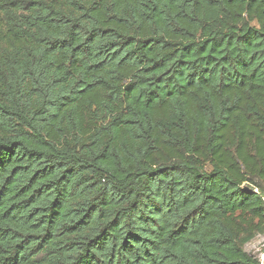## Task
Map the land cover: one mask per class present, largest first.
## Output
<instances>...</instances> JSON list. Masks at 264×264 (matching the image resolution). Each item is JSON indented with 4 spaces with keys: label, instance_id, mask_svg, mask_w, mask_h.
I'll use <instances>...</instances> for the list:
<instances>
[{
    "label": "trees",
    "instance_id": "obj_1",
    "mask_svg": "<svg viewBox=\"0 0 264 264\" xmlns=\"http://www.w3.org/2000/svg\"><path fill=\"white\" fill-rule=\"evenodd\" d=\"M260 190L264 0H0V264H260Z\"/></svg>",
    "mask_w": 264,
    "mask_h": 264
},
{
    "label": "rangeland",
    "instance_id": "obj_2",
    "mask_svg": "<svg viewBox=\"0 0 264 264\" xmlns=\"http://www.w3.org/2000/svg\"><path fill=\"white\" fill-rule=\"evenodd\" d=\"M256 183L260 185L259 182ZM259 193L264 197V190H260ZM243 247L249 256L259 260L260 264H264V232L256 233L244 243Z\"/></svg>",
    "mask_w": 264,
    "mask_h": 264
}]
</instances>
